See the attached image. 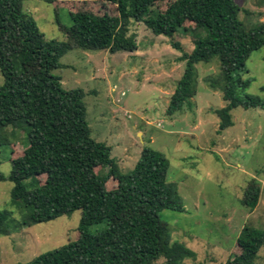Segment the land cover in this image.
Instances as JSON below:
<instances>
[{"label":"trees","instance_id":"16d2710c","mask_svg":"<svg viewBox=\"0 0 264 264\" xmlns=\"http://www.w3.org/2000/svg\"><path fill=\"white\" fill-rule=\"evenodd\" d=\"M25 0H0V148L3 135L12 128L24 131L21 156L8 162L12 183L11 204L22 216L14 220L0 211V236L48 223L81 212L78 240L43 253L25 264H183L196 253L183 244L172 243L169 228L160 219L168 210L183 213L177 186L169 182V162L159 151L144 147L133 171L122 174L111 159V150L90 137L83 90H64L60 58L69 50L133 53L132 22L143 23L154 36L172 39L175 34L194 33L190 54H182L185 71L170 98L167 115L182 110L196 95L194 66L217 60L222 100L216 111L219 130L233 125L232 110L259 108L264 101L237 90L246 62L255 51L264 50V23L246 30L238 19L236 0H95L68 2L72 21L61 27L65 43L46 41L36 23L23 12ZM167 3L164 9L158 6ZM189 24L190 27H186ZM171 47L181 50L178 43ZM213 87V85H212ZM13 133V132H12ZM107 169L105 174L98 169ZM43 178V180H40ZM260 187L250 180L243 190L242 206L256 207ZM106 228L90 234L92 226ZM238 253L224 264H255L264 247V230L245 224L236 240Z\"/></svg>","mask_w":264,"mask_h":264},{"label":"rangeland","instance_id":"374dc122","mask_svg":"<svg viewBox=\"0 0 264 264\" xmlns=\"http://www.w3.org/2000/svg\"><path fill=\"white\" fill-rule=\"evenodd\" d=\"M95 0H25L23 12L37 25L46 41L65 43L60 32L72 21L68 2ZM167 3L158 7L164 9ZM238 19L249 30L264 23V0H236ZM190 27L189 24L186 27ZM137 51L133 53L69 50L60 58L61 68L53 75L61 78L64 90L80 89L84 98L90 137L111 150L118 170L130 174L144 147L159 151L169 162V182L178 189L183 213L162 211L161 221L169 228L172 243L183 244L196 253L194 261L183 264H224L238 253L236 240L245 224L264 230V111L238 107L231 112L233 125L219 130L216 111L222 100L220 68L217 60L194 66L196 95L181 111L166 113L170 98L185 71L182 54L194 49L196 35L177 33L172 39L154 36L143 23L132 22ZM178 43L175 50L170 43ZM241 79L249 84L236 95L264 101V50L251 54ZM3 77L0 73V86ZM213 85V87H212ZM13 132V133H12ZM0 148V172L7 176L8 162L21 156L26 143L24 131L8 129ZM107 169H98L105 174ZM43 180V178H40ZM254 180L260 187L256 207L242 206L243 190ZM12 183L0 182V211L19 220L21 211L11 204ZM81 212L54 221L24 228L10 236H0V264H25L35 257L78 240ZM106 228L92 226L90 234ZM154 264H165L160 259ZM255 264H264V247Z\"/></svg>","mask_w":264,"mask_h":264}]
</instances>
